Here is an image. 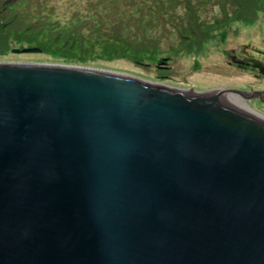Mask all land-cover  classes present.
<instances>
[{
  "label": "water",
  "instance_id": "obj_1",
  "mask_svg": "<svg viewBox=\"0 0 264 264\" xmlns=\"http://www.w3.org/2000/svg\"><path fill=\"white\" fill-rule=\"evenodd\" d=\"M227 92L0 63V264H264V109Z\"/></svg>",
  "mask_w": 264,
  "mask_h": 264
},
{
  "label": "rangeland",
  "instance_id": "obj_2",
  "mask_svg": "<svg viewBox=\"0 0 264 264\" xmlns=\"http://www.w3.org/2000/svg\"><path fill=\"white\" fill-rule=\"evenodd\" d=\"M99 1L110 10H95ZM24 48L38 51L13 53ZM0 63L91 68L255 97L264 93V0H0ZM249 96L240 97L264 109Z\"/></svg>",
  "mask_w": 264,
  "mask_h": 264
},
{
  "label": "bare ground",
  "instance_id": "obj_3",
  "mask_svg": "<svg viewBox=\"0 0 264 264\" xmlns=\"http://www.w3.org/2000/svg\"><path fill=\"white\" fill-rule=\"evenodd\" d=\"M255 25V24H254ZM249 29V28H248ZM209 54V53H208ZM203 55V54H202ZM211 55V54H210ZM196 56H199V55H194V56H188V57H191L190 59H192L193 57H194V59H195V57ZM204 57H205V55H204ZM204 57H202V58H204ZM205 58H207V57H205ZM204 58V59H205ZM187 59V58H186ZM193 61V60H192ZM195 61V60H194ZM193 61V62H194ZM190 64H191V62H190ZM224 94V95H223ZM222 94V98H227V99H235V100H242V101H245V100H243L240 96H238V95H236V94H234V93H231V94H229V92H227V93H223Z\"/></svg>",
  "mask_w": 264,
  "mask_h": 264
},
{
  "label": "trees",
  "instance_id": "obj_4",
  "mask_svg": "<svg viewBox=\"0 0 264 264\" xmlns=\"http://www.w3.org/2000/svg\"><path fill=\"white\" fill-rule=\"evenodd\" d=\"M242 4H244L245 6L247 5L246 3V1H242L241 2ZM94 8H95V10H99V9H105V10H110L109 9V6H108V4L107 3H103L102 1H99V2H97V3H94Z\"/></svg>",
  "mask_w": 264,
  "mask_h": 264
}]
</instances>
